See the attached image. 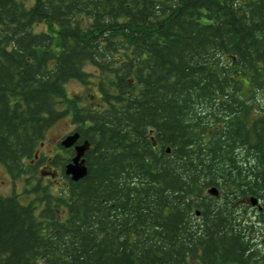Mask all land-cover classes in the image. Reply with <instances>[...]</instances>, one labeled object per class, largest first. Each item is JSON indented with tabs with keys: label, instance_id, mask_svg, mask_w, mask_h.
Returning a JSON list of instances; mask_svg holds the SVG:
<instances>
[{
	"label": "trees",
	"instance_id": "obj_1",
	"mask_svg": "<svg viewBox=\"0 0 264 264\" xmlns=\"http://www.w3.org/2000/svg\"><path fill=\"white\" fill-rule=\"evenodd\" d=\"M0 163V264H264V0H0Z\"/></svg>",
	"mask_w": 264,
	"mask_h": 264
},
{
	"label": "rangeland",
	"instance_id": "obj_2",
	"mask_svg": "<svg viewBox=\"0 0 264 264\" xmlns=\"http://www.w3.org/2000/svg\"><path fill=\"white\" fill-rule=\"evenodd\" d=\"M26 4L32 3V0H22ZM87 69L91 70L94 74H96V69L92 66H88ZM66 93L70 98H75L78 101V104H87L89 101L92 103L94 95L97 94V91L93 85L89 87L82 85L78 81L71 80L66 84ZM96 98L93 100L96 102ZM74 130V124L71 123L68 117H64L57 121L54 125H52L46 132L44 141L40 147L41 155L44 157V161L47 160L48 157H52L57 152H61V149L58 147L57 142L66 134L72 132ZM41 162L36 165V172L39 177H41L42 181L46 183V181H51V184L56 187L63 182L64 177L60 170L59 166L49 165L48 163ZM30 163H35V160H29ZM54 173L53 175H51ZM27 174H23L16 179L10 177L7 173L3 164L0 163V194L2 195H10L16 194L18 195V199L22 202L28 201L32 198L31 194H24L23 189L25 186V177ZM34 179H30V183H33ZM232 264V263H228Z\"/></svg>",
	"mask_w": 264,
	"mask_h": 264
},
{
	"label": "water",
	"instance_id": "obj_3",
	"mask_svg": "<svg viewBox=\"0 0 264 264\" xmlns=\"http://www.w3.org/2000/svg\"><path fill=\"white\" fill-rule=\"evenodd\" d=\"M79 133L77 131H72L65 136H63L59 144L62 148H72L74 155L64 166V174L72 181H77L84 177L87 172V167L85 165L84 153L90 147V143L87 140L83 142H78ZM207 193L211 196H218L219 190L216 186H211L207 189ZM256 198L250 199L252 205L256 204Z\"/></svg>",
	"mask_w": 264,
	"mask_h": 264
},
{
	"label": "flooded vegetation",
	"instance_id": "obj_4",
	"mask_svg": "<svg viewBox=\"0 0 264 264\" xmlns=\"http://www.w3.org/2000/svg\"><path fill=\"white\" fill-rule=\"evenodd\" d=\"M77 143H79V142H77ZM52 174H54V173H52ZM11 195V194H10Z\"/></svg>",
	"mask_w": 264,
	"mask_h": 264
}]
</instances>
